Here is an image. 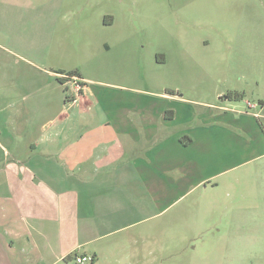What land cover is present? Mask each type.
Returning a JSON list of instances; mask_svg holds the SVG:
<instances>
[{"label":"rangeland","instance_id":"1","mask_svg":"<svg viewBox=\"0 0 264 264\" xmlns=\"http://www.w3.org/2000/svg\"><path fill=\"white\" fill-rule=\"evenodd\" d=\"M4 10L0 75L40 81L58 68H81L94 81L149 92L177 87L193 100L243 112H259L246 103L264 101V0H6ZM231 91L242 98L221 103ZM212 133L208 155L201 138L175 153L180 173L167 176L179 188L167 189L165 204L151 206L144 222L150 264H264V156L242 163L232 157L231 138ZM210 168L218 174L190 188ZM138 229L113 237L124 242ZM117 251L125 256L123 244Z\"/></svg>","mask_w":264,"mask_h":264},{"label":"crops","instance_id":"2","mask_svg":"<svg viewBox=\"0 0 264 264\" xmlns=\"http://www.w3.org/2000/svg\"><path fill=\"white\" fill-rule=\"evenodd\" d=\"M101 48L111 50L108 42ZM58 69L40 81L30 73L0 75V264H69L76 255L93 257L92 264H150L144 222L151 206L165 204L167 189L179 188L167 176L180 173L177 151L201 138L208 155L218 128L217 140L231 138L233 158L264 156L259 97V112H243L193 100L177 87L149 92L94 81L81 68L71 70L83 85L74 96L65 93ZM188 75L195 81L198 74ZM217 174L200 170L190 188ZM134 225L138 231L124 242L114 239ZM120 244L126 253L118 258Z\"/></svg>","mask_w":264,"mask_h":264},{"label":"built area","instance_id":"3","mask_svg":"<svg viewBox=\"0 0 264 264\" xmlns=\"http://www.w3.org/2000/svg\"><path fill=\"white\" fill-rule=\"evenodd\" d=\"M63 77V76H62ZM64 79V84L66 85V91L69 89L70 90V95H74L77 96L83 89V85L80 81L79 78H77L76 76H69L66 75L62 78ZM247 106L248 108H256L257 105L247 102ZM73 260L75 262V264H92L94 262V258L91 256H74Z\"/></svg>","mask_w":264,"mask_h":264},{"label":"trees","instance_id":"4","mask_svg":"<svg viewBox=\"0 0 264 264\" xmlns=\"http://www.w3.org/2000/svg\"><path fill=\"white\" fill-rule=\"evenodd\" d=\"M60 73H61V74H65L64 72H60ZM66 75H69V76H78L79 73H78L77 70H74V71H71V72L67 73ZM59 81H60L61 83H63V82H64V79L60 78ZM65 91H66V90H65ZM242 96H243L242 94H239V93H236V92H231V93H228V94H227L226 98H227L228 100H230V101H237V100L241 99ZM69 100H70L69 97H66V101H69ZM166 114H167V112H166ZM165 116H166V115H165Z\"/></svg>","mask_w":264,"mask_h":264},{"label":"water","instance_id":"5","mask_svg":"<svg viewBox=\"0 0 264 264\" xmlns=\"http://www.w3.org/2000/svg\"><path fill=\"white\" fill-rule=\"evenodd\" d=\"M171 94H173V93L170 92V95H171ZM225 98H226V97H225Z\"/></svg>","mask_w":264,"mask_h":264}]
</instances>
